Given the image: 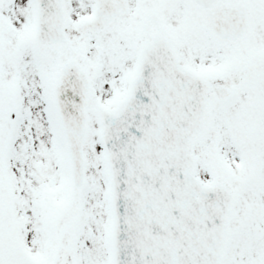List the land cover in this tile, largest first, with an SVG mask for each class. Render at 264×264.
<instances>
[{"label": "snow or ice", "instance_id": "1", "mask_svg": "<svg viewBox=\"0 0 264 264\" xmlns=\"http://www.w3.org/2000/svg\"><path fill=\"white\" fill-rule=\"evenodd\" d=\"M0 264H264V0H0Z\"/></svg>", "mask_w": 264, "mask_h": 264}]
</instances>
